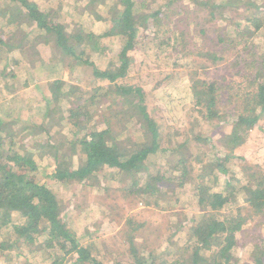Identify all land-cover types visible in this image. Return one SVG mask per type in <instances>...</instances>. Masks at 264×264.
I'll list each match as a JSON object with an SVG mask.
<instances>
[{
    "label": "trees",
    "instance_id": "trees-1",
    "mask_svg": "<svg viewBox=\"0 0 264 264\" xmlns=\"http://www.w3.org/2000/svg\"><path fill=\"white\" fill-rule=\"evenodd\" d=\"M106 1L108 0H89L92 6L96 5V10L102 7L97 4L104 5L102 10H98L103 15L100 20L104 26L101 32L78 28L72 35H68L48 19L52 9L56 10L58 6L57 0H48L41 7L33 0H0V16L3 20L11 10L15 15L23 16L33 23V40L41 37L43 42L38 46H42V52L51 43L49 36H54L55 45L61 49L62 55L71 57L65 71L68 72L70 68L72 72L82 66L91 68L95 78L107 83L104 86L86 88L68 83L63 78L48 80L47 87L51 93L49 96L45 94L39 104L43 109L40 124L31 123L27 118H14L11 111H7L8 101L0 92V264H120L116 259L99 257L95 249L99 250L101 242L86 240L80 243L69 220L72 216H67V209V214L62 213V202L60 203L46 181H56L67 186L83 183L95 188L98 185L108 195L110 190L116 193L123 191L124 173L134 172L142 176V182L133 184L137 192L135 197L146 204L157 193L164 192V188L155 183V180L161 181L158 172L156 179H152L158 169L157 160L160 162L159 158H163L160 163L165 169L166 154L177 152L184 146L192 149L191 140L197 137L211 145L209 155L213 158L212 165L215 166L216 173L225 176L226 187L232 192L228 193L230 199L235 200L239 194L245 211L248 210L253 216L264 214V172L244 166L248 171L251 169L257 172L252 181H240L229 172L230 161L235 157L234 150L245 144L248 131L261 125L259 122L264 120V52L258 49L259 45L241 38L240 23L231 22L233 26L229 31H223L221 25L214 29L220 45L219 51L224 56L203 51H199V55L209 60L210 66L228 59L229 68L234 70L232 75L240 76L241 82H231L225 75L219 80H195L199 85L195 88L194 103L199 118L209 124V130L200 134L197 130L198 120H193L183 134L173 127L160 126L151 117L142 89L137 84L130 83L126 76L132 61L128 52L136 48V45L141 47L149 60L159 59L162 56L161 49L173 48L170 42L174 40L168 36L171 32L166 29L163 19L170 7L183 0H109V4ZM191 1L200 12L209 10L208 16L211 19L216 16L222 19L226 13L219 14L220 9L231 6L229 0ZM237 1L250 5L252 0ZM200 34H203L202 30ZM110 38L119 40L121 48L114 59L106 62L104 68H97L89 61L87 54L90 56L95 52L99 58L105 59L107 53L104 41ZM91 40L94 42L91 46L93 49L88 51ZM5 46V42L0 39V50ZM2 54L4 58L0 64V80H15L20 70L27 76H33L32 70L27 69L26 62L14 53L5 51ZM42 64L49 71L60 70L63 75L67 73L63 65L55 62L53 57ZM210 66L201 63L199 68L203 71ZM30 79L23 80L22 87L26 88L34 81L32 77ZM222 81L226 84L221 86ZM2 90L9 92L10 87L6 86ZM221 90L225 91L221 94L223 99L220 97ZM11 93L14 94L13 91ZM222 101H226L230 110L221 108ZM10 102L14 103V100ZM28 102L26 98L22 105ZM87 103L92 106L87 107L85 112L83 107ZM103 110L108 111L107 117L99 114ZM121 110L128 113V121L126 131L121 135L122 140L116 142L110 121L119 117ZM97 114L98 118H94L89 125L88 115ZM48 120L52 121L49 128L46 127ZM13 124L17 126L12 128ZM63 126L69 129V134L61 133ZM214 129L219 130L222 150L215 145L216 137L211 133ZM40 132L43 134L41 140ZM135 132L139 135L138 141L132 137ZM51 135L68 145L69 157L60 154L59 149L52 144H48L46 153L32 151L31 148L20 152L13 147L18 144L17 137L29 143H49ZM6 150L8 155L2 159L1 155ZM202 157L206 158L204 151L193 152L191 161L182 160L169 166L170 171H161L162 176L167 181L177 182L182 193L190 192L189 181H199L200 184L192 189L199 197L202 192L208 191L204 186L207 171L204 164L211 163H204ZM46 158L49 159L48 173L45 174L47 180L32 181L31 175L36 170L37 161H47ZM204 195L205 193L203 197ZM207 200L206 206L210 211L223 207L229 201L222 193H209ZM203 202V199L199 200L200 204ZM64 205L68 207L69 203L64 202ZM94 205L95 209L84 211L72 219V224L81 228L82 237L96 232L89 230L90 220L105 219L113 208L111 205L102 210L97 203ZM238 212L236 217L234 213L228 215L226 223L209 220L205 216L197 218L193 226L182 223L183 220L176 217L179 212H170L168 217L173 221L169 220L168 226L163 230V244L148 249V252L147 240L146 244L138 246L132 242L133 233L142 228L144 222L132 227L130 224L134 218H128L130 227L124 244L126 246L119 253L124 255L126 264H238L239 257L233 254V248L238 246L236 236L246 222L252 219V215L245 213L241 216L240 210ZM79 218L78 223L82 226L77 223ZM183 231H189V234L179 238ZM255 239L259 243L250 253L257 250L258 253H253L258 258L255 263L262 264L260 258L263 251L260 244H263L264 233L260 235V232H256ZM34 243L36 246H44V253L36 262L30 261L23 254ZM207 250L209 253H206ZM10 252L14 255L12 258H8Z\"/></svg>",
    "mask_w": 264,
    "mask_h": 264
},
{
    "label": "rangeland",
    "instance_id": "rangeland-1",
    "mask_svg": "<svg viewBox=\"0 0 264 264\" xmlns=\"http://www.w3.org/2000/svg\"><path fill=\"white\" fill-rule=\"evenodd\" d=\"M40 7L48 2V0H33ZM58 6L56 10L51 11L49 16V21L56 24L58 27L64 29L68 35H72L78 28L90 29L95 33H99L103 30V25L100 23L102 12L99 13L98 10H102L99 7L92 6L89 0H57ZM205 2L206 0H199ZM231 3L230 7H225L220 9L219 14L223 12L226 13L228 17L209 18V10L204 11L197 10L195 4L191 0H183L177 3L175 6L170 7L164 16V22L166 29L170 30V38L174 41L170 42L173 44V48H163L160 50L161 57L159 59L149 60L145 57L141 47L136 45L132 51L128 52V55L132 58L131 64L128 68L127 79L133 84H137L142 89L144 93V99L148 111L151 117L156 120L160 126H169L168 128H174L183 134L190 127L193 120H198L197 130L200 134H204L209 130V124H206L203 119L199 118L197 112V107L195 106V92L198 85L195 80H205L207 78L219 80L221 76H226L231 82L240 83L241 77L232 75L233 69L229 68L228 59L224 62L217 63L215 66H210L209 60L205 57L199 55L200 52H215L218 55L224 56L219 50L220 45L218 38L214 33V29L221 25L224 28L223 31H229L233 25L231 22H237L242 25L240 28V36L242 39H247L259 45V50L264 52V0H252L250 5H246L244 2L237 0H229ZM109 4V0L105 2ZM253 4V5H252ZM151 13V11H148ZM256 14V15H255ZM230 19V20H229ZM163 22V23H164ZM203 34H200V32ZM34 25L31 21L23 16H18L10 10L9 16L3 20L0 16V39L6 44L5 48L0 50V64L3 61V52L7 51L14 53L19 59L23 60L27 64V69L32 70L33 76H27V74L20 70L18 78L13 81V86H11L10 80L5 78L0 80V92L1 95L5 96L6 101H8V108L11 111L14 118H27L29 122L40 124L43 109L40 102L42 97L46 94L49 96L51 93L47 87L48 80L63 78L68 83H73L75 85L93 88L97 86H104L107 83L104 80L97 79L93 76L91 68L81 67L77 70L70 71L68 68L69 62L71 61L70 56L62 55L60 48L55 45V38L50 35L51 43L48 48H44L42 52V46L39 47L38 44L42 43L41 37L39 39L34 38ZM38 34V33H36ZM37 36H40L39 34ZM52 36V37H51ZM106 46V58L102 59L97 56V54H87L89 61L95 65V67H102L106 65V62L110 59H114L116 54L121 48L120 41L114 38L105 40ZM93 40H91L88 45V51L92 50ZM41 49V50H40ZM198 52V53H197ZM191 53V54H189ZM178 56V57H177ZM54 59L55 62L62 64L64 71L67 72L63 75L60 70L49 71L46 66L42 63L48 58ZM168 58V59H167ZM225 58V57H223ZM201 63H206L210 66L203 70L199 68ZM80 64V63H79ZM82 65V63L80 64ZM1 67V65H0ZM10 70L12 68L10 67ZM35 76V77H34ZM34 81L29 83V85L24 88L22 87V82L26 78ZM130 79V80H129ZM16 82V83H15ZM10 84V85H9ZM226 82L222 81L221 86L225 85ZM10 87V91L2 90ZM14 92V94L11 93ZM224 90H221L220 97H224ZM12 95L14 98H12ZM28 99V104L22 105L24 101ZM10 100H14L11 103ZM7 103V102H6ZM91 103H87L84 108L89 107ZM20 106V107H19ZM92 106V105H91ZM99 108V107H98ZM221 108H227L226 101H222ZM125 110V109H124ZM59 114V112H57ZM99 114H105L108 116V111H99ZM99 114L96 116L88 115L89 125H91L94 118H98ZM57 115V114H56ZM116 119L110 121L111 132L116 137V142L122 140L121 135L126 131V125L128 121V113L121 110V113ZM200 119V120H199ZM52 124L51 120L46 122V127L49 128ZM257 127L251 128L248 131V137L246 138L245 144L237 147L234 150V159L230 161V171L235 178L246 181H252L255 179L257 172L253 170H247L246 166H251L260 172H264V120L259 122ZM17 126L12 125V128ZM61 125H58L60 127ZM69 129L63 126L61 128V133L66 135L69 134ZM211 133L216 137L215 145L219 150L223 148L221 143V138L219 137V130L214 129ZM43 138L42 132H40ZM138 134L133 133L132 137L134 140L138 141ZM45 137V136H44ZM21 138L17 137L18 144L13 146L20 152H26L27 149L31 148L32 151H42L46 153L49 149L48 144L55 145L60 154L63 156H70V149L68 145L63 142H59L58 138L54 135L48 139V142H26L19 140ZM200 139V140H198ZM26 140V138H24ZM192 149H188L186 146L182 147L174 153H167L164 168L160 162L163 158L160 157L157 166V171L152 176V179H156L155 175L160 176L161 181L155 180L156 184H160V187L164 188V192L157 193L153 199H150L146 204L140 202L136 197L134 182H142V176L134 172L124 173V189L119 193L115 191H106L103 187H88L83 183H77L72 185H63L56 181H46L45 174L48 172L47 162L48 158L45 160H38L36 164V170L31 175V180L35 182L46 181L49 183L52 191L57 195L60 203L62 202V213L67 214V216H72L69 220L74 230L76 231V236L80 239V243H84L91 240H97L101 242V247L97 250L99 257L104 259H116L120 264H126V259L120 255L123 247L126 246L127 242V231L128 227H135L137 224H143L142 228L136 230L133 233V240L135 246L141 244L146 245V252L148 249H152L155 246H161L163 244V230L169 220L173 221L168 216L170 212H179L176 217H180L183 222L189 223L193 226L194 221L197 218L207 217L209 220H214L216 222L227 221V216L234 213L237 216L238 210H240L241 216L246 214L252 215L248 210H244L243 199L238 194L235 200L230 199L232 192L228 191L226 187L225 176L216 173L215 166L211 162L213 158L209 155L211 152V145L205 143L201 138L191 140ZM213 147V146H212ZM5 148V147H4ZM215 148V147H213ZM200 150L206 153V158H203L206 168L204 186L206 190L200 194L199 197L193 193V188L199 185L200 182L196 180L189 181L190 192L182 193V190L178 189L177 182L171 181L162 176L161 171H170V167L182 160L191 161V156L193 152H199ZM224 152V151H223ZM7 150L2 153V159L7 157ZM76 160L74 158L73 163ZM51 163V162H50ZM12 165V163L8 162ZM201 164L202 163H199ZM197 164V165H198ZM245 166V167H244ZM203 168V169H205ZM161 174V175H160ZM205 193L204 197L203 194ZM222 193L229 201H227L223 207H218L213 211L208 210L207 194ZM229 193V194H228ZM203 199V203H199V200ZM64 202L69 203L68 207L64 205ZM97 203L104 210L107 206H113L112 210L105 219L99 218L94 221L90 220L89 230L96 231L91 236L82 237L81 228H76L72 224V219L81 215L84 211H91L96 208ZM158 206V207H157ZM212 215V216H210ZM133 217L130 226L127 223V219ZM80 222L77 221V223ZM80 226L82 224L78 223ZM78 225V227H79ZM260 232V235L264 233V214L252 215V219L246 222L243 226L242 231L237 234L236 242L238 246L233 248V254L235 257H239L238 264H256V258L253 253L257 250L252 251V248L259 242L255 239V233ZM189 234V231H183L179 234V238L184 237ZM262 245L263 255L260 259L261 263L264 264V241ZM44 246H36L35 243L31 245L30 249L24 250V256L32 262L39 261L44 253ZM122 247V248H121ZM209 253V250L206 251ZM258 255V254H257ZM13 253H9V257H13ZM245 259V260H244ZM13 264V263H8Z\"/></svg>",
    "mask_w": 264,
    "mask_h": 264
}]
</instances>
